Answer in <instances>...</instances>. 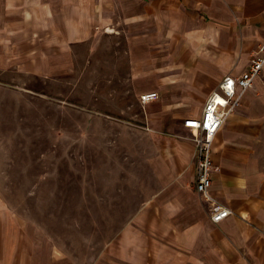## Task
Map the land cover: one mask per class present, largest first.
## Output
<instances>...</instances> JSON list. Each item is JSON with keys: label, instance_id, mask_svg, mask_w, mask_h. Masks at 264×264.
Listing matches in <instances>:
<instances>
[{"label": "crops", "instance_id": "0c3cea01", "mask_svg": "<svg viewBox=\"0 0 264 264\" xmlns=\"http://www.w3.org/2000/svg\"><path fill=\"white\" fill-rule=\"evenodd\" d=\"M106 35L123 39L154 145L143 198L127 189L120 206L137 208L89 264H264V71L215 139L211 192L232 210L219 222L197 189V145L185 126L225 75L244 73L259 54L264 0H0V83L65 76ZM117 189L105 198L112 206ZM15 224L0 200V264H71L54 249L41 258L38 233Z\"/></svg>", "mask_w": 264, "mask_h": 264}, {"label": "rangeland", "instance_id": "374dc122", "mask_svg": "<svg viewBox=\"0 0 264 264\" xmlns=\"http://www.w3.org/2000/svg\"><path fill=\"white\" fill-rule=\"evenodd\" d=\"M100 42L65 76L0 83V200L16 229L38 233L41 258L54 249L60 263H91L137 208L120 205L127 189L135 202L143 198L154 145L122 37ZM112 185L118 206L105 199Z\"/></svg>", "mask_w": 264, "mask_h": 264}, {"label": "built area", "instance_id": "2783aa9c", "mask_svg": "<svg viewBox=\"0 0 264 264\" xmlns=\"http://www.w3.org/2000/svg\"><path fill=\"white\" fill-rule=\"evenodd\" d=\"M259 54L253 56L249 68L240 75L227 74L219 88L211 93L205 104L203 113L198 117H189L185 126L194 132L197 145L199 175L197 189L210 201L213 208L212 218L219 222L232 213V210L218 203L211 192L213 174L216 169L214 162V143L217 134L230 116L240 107L243 97L264 71V40L259 47ZM158 97V93H146L142 101L148 102Z\"/></svg>", "mask_w": 264, "mask_h": 264}]
</instances>
